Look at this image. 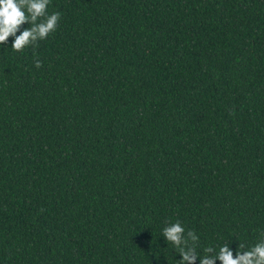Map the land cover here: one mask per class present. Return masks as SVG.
Masks as SVG:
<instances>
[{"label":"trees","instance_id":"trees-1","mask_svg":"<svg viewBox=\"0 0 264 264\" xmlns=\"http://www.w3.org/2000/svg\"><path fill=\"white\" fill-rule=\"evenodd\" d=\"M48 11L60 26L35 54L0 47V264H177L162 236L177 219L201 254L254 243L264 0Z\"/></svg>","mask_w":264,"mask_h":264},{"label":"clouds","instance_id":"clouds-1","mask_svg":"<svg viewBox=\"0 0 264 264\" xmlns=\"http://www.w3.org/2000/svg\"><path fill=\"white\" fill-rule=\"evenodd\" d=\"M51 3L52 0H0V47H7L11 38L14 52L31 47L35 54L39 43L60 26L62 14L48 11ZM34 65L40 68L42 62L35 59ZM162 236L181 257L177 264H264V230L252 244L238 243L235 249L233 243L227 242L209 245L201 250L203 254L198 251L200 237L179 219L167 222Z\"/></svg>","mask_w":264,"mask_h":264}]
</instances>
